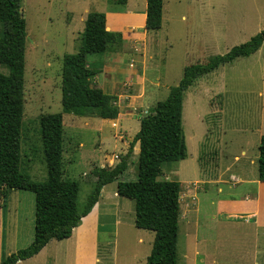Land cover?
<instances>
[{
    "label": "rangeland",
    "instance_id": "obj_1",
    "mask_svg": "<svg viewBox=\"0 0 264 264\" xmlns=\"http://www.w3.org/2000/svg\"><path fill=\"white\" fill-rule=\"evenodd\" d=\"M85 8L102 12L120 6L107 0H21L26 40L20 166L35 181L47 176L40 115L73 114L63 112L61 105L62 58L65 53L77 52L82 40L83 22L72 23L69 14L74 13L78 19ZM263 24L264 0H164L162 26L148 31L146 41V63L154 71L151 78L160 82L152 86L155 94L149 95L151 104L166 98L184 66L204 63L211 56L227 52L260 31ZM125 43L119 51L124 50ZM109 53L88 55V60ZM137 61L134 56V63L139 65ZM0 71L7 73L8 69L0 64ZM184 100L182 126L187 157L163 162L157 176L159 180H176L181 186L176 264H264V228L257 230L253 219L245 214L226 216V210L220 207L230 195L242 200L248 191L247 184L230 179V174L257 172L258 145L264 134V43L249 56L237 57L198 77L189 93H184ZM86 116H79L75 126L68 117L64 122L63 170L66 177L79 183V207L94 188L93 167L109 166L111 154L120 158L129 150H122L121 141L112 137L99 148L100 119ZM139 124V116L134 113L123 127L131 125L137 131ZM128 128L127 136L131 131ZM132 140L130 136L129 142ZM80 142L83 146L79 147ZM136 152L137 147L132 148L120 180L136 179ZM116 183L112 181L106 188ZM99 200L105 201V197ZM118 200L122 206L128 205L123 211L114 196L97 208V247L90 259L97 257L94 264H145L154 233L134 225L133 200ZM34 202L29 190L8 189L1 195L0 258L32 241ZM139 237H143V243L138 242ZM33 258L19 264H76L75 248L65 239H51Z\"/></svg>",
    "mask_w": 264,
    "mask_h": 264
},
{
    "label": "trees",
    "instance_id": "obj_2",
    "mask_svg": "<svg viewBox=\"0 0 264 264\" xmlns=\"http://www.w3.org/2000/svg\"><path fill=\"white\" fill-rule=\"evenodd\" d=\"M107 1L116 5L126 3V0ZM162 7L163 0H146L145 30L160 29ZM25 40L21 0H0V64L8 69L7 73L0 71V197L8 189H23L33 192L35 198L32 241L2 257L0 264H17L37 254L51 239L70 237L82 217L98 201L101 188L115 180L118 195L134 202V225L154 233L145 264H176L181 186L176 180H159L157 176L163 162H176L187 157L182 126L184 93L198 77L258 50L264 43V24L247 41L232 46L227 52L211 56L204 63L184 66L181 78L169 88L166 98L149 106L139 117V129L128 152L112 167H93L95 184L83 207L77 204L79 183L66 177L63 170L61 112L42 113L39 117L46 179L32 180L21 170ZM123 41L121 32L105 28V13L91 11L87 14L78 51L65 53L62 58L63 112L108 119L117 117L119 108L114 102L115 97L89 86L95 71L87 64L88 55L119 51ZM135 142H139L137 177L120 180L128 168V157ZM258 152V179L264 181V134L260 136Z\"/></svg>",
    "mask_w": 264,
    "mask_h": 264
},
{
    "label": "crops",
    "instance_id": "obj_3",
    "mask_svg": "<svg viewBox=\"0 0 264 264\" xmlns=\"http://www.w3.org/2000/svg\"><path fill=\"white\" fill-rule=\"evenodd\" d=\"M86 1L89 2L90 0ZM118 6H120V8L101 9V11L105 13V28L109 31L121 32L123 39L126 41V46H123L124 50L119 52H110L108 55L105 54L103 56H97V58H93L90 61L88 60L89 63L87 64V67L95 71L94 75L89 80V86L99 88L105 93L113 95L115 97L114 102L118 106L119 112L117 117L113 119L101 118L96 115H87L86 117H98L100 119L99 131L101 133V138H99V142L97 143L99 148L104 145L105 140L109 141L110 137H112L114 138V141H116V138L120 140V146L122 150H125L126 147L130 146V136H134L138 131L131 129V125H129L130 128L126 126L123 127L125 125V121L131 122L134 113H137L140 117L144 112H146L147 108L152 105V101H150L151 96L149 95L151 93L155 94V89H153L152 86H158L160 82L159 78H151L154 71H151L152 65L146 63V41L148 39L147 34L149 33L144 29L146 19V0H126L124 5ZM89 12L88 8L83 9V11L79 13L80 16L78 19L74 13L70 12L69 21L72 23H75L76 20L81 23L83 22V31L85 19ZM183 18L184 16H182V19ZM79 30H81V25ZM134 56L138 58L139 61L137 62L139 65L134 63ZM190 88L191 86L185 91V93H189ZM184 102L185 100L183 96V108H185ZM67 117L69 120L74 122L73 125L75 126V123L78 122L79 116L75 114L63 116V138L64 122ZM85 124H89L88 120L85 121ZM127 128L129 130L131 129L133 132L130 134V131L129 136L126 134ZM190 136L192 138L194 133ZM115 145L116 144L114 143V146ZM80 146H83L82 142L79 143V147ZM136 147V153L138 154L139 142L134 143L133 149L135 148L136 150ZM113 155L114 154H111L108 157V164L110 163ZM100 157H102L101 153ZM237 158L238 157L235 156V159ZM222 175L223 173H221V177ZM230 179L247 184L246 187H248V191L244 192L242 200H238L231 195L230 197H227L220 206L226 210V213L222 209H220V211L224 212L226 216L234 217L243 216L245 214L247 217L253 219L255 227L258 228L257 230L264 228V181H260L258 179V167L257 172L254 175H247L246 173H239L238 175L230 174ZM221 181L225 182V180ZM108 184L110 183L105 184L101 188L99 194V198L105 197L106 202L104 200L101 201L98 198V201L95 203L91 212L82 218L80 224L73 229L71 236L65 238V240H69L75 248L76 264H81V261L84 262V259H86L85 264H94L95 260L97 261V257L94 261L90 259L91 255L95 254V248L97 247L96 242L99 232V215L97 208L101 205L105 206L108 202L107 200L111 199L113 196L115 197L116 204L120 206L119 209L122 206L120 200H118L121 199V197L116 191V184L113 188H106ZM230 186L231 185H228V188ZM218 190L220 191L221 188L219 187ZM123 206L128 205L126 204ZM123 206L122 211L125 208ZM236 212L240 213L236 215ZM84 238L85 244L83 245L82 241ZM143 241V237H139L138 242L143 243ZM44 247L34 256L20 260L17 264L22 261H27L28 259H34L33 257L42 253Z\"/></svg>",
    "mask_w": 264,
    "mask_h": 264
},
{
    "label": "built area",
    "instance_id": "obj_4",
    "mask_svg": "<svg viewBox=\"0 0 264 264\" xmlns=\"http://www.w3.org/2000/svg\"><path fill=\"white\" fill-rule=\"evenodd\" d=\"M119 161V155L118 154H114L110 163H109V167L114 166L117 162Z\"/></svg>",
    "mask_w": 264,
    "mask_h": 264
}]
</instances>
